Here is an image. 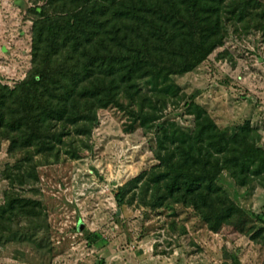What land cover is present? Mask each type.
Segmentation results:
<instances>
[{"label":"trees","instance_id":"obj_1","mask_svg":"<svg viewBox=\"0 0 264 264\" xmlns=\"http://www.w3.org/2000/svg\"><path fill=\"white\" fill-rule=\"evenodd\" d=\"M30 1L32 66L15 86L0 82V143L16 158L0 204L1 232L26 236L30 230L15 229L24 219L48 224L41 198L23 187L37 184L42 164L81 158L79 142L96 112L113 105L154 131L157 144L158 162L119 187V206L136 197L153 209L182 204L213 227L226 208L218 184L224 170L241 185L264 178V148L250 122L223 130L193 99L185 103L192 129L162 120L169 104L185 99L173 77L198 67L231 31L258 33L264 43L262 0ZM248 233L264 246V226Z\"/></svg>","mask_w":264,"mask_h":264},{"label":"rangeland","instance_id":"obj_2","mask_svg":"<svg viewBox=\"0 0 264 264\" xmlns=\"http://www.w3.org/2000/svg\"><path fill=\"white\" fill-rule=\"evenodd\" d=\"M32 4L0 0V82L9 86L23 80L32 66ZM173 78L185 99L169 104L162 120L192 129L194 115L185 103L193 99L223 130L250 122L264 148L260 34L231 31L203 63ZM121 101L129 103L125 97ZM96 118L79 142L81 158L44 163L37 168V184L23 187L25 195L41 198L47 228L43 219H24L15 229L30 230L26 236L0 231V264H264V246L248 233L250 226H264V178L241 185L224 170L218 184L226 208L213 227L182 204L153 209L136 197L119 206V187L158 162L156 135L118 106L97 111ZM8 146L0 143V204L10 180L8 167L16 160ZM37 228L42 229L33 233Z\"/></svg>","mask_w":264,"mask_h":264}]
</instances>
